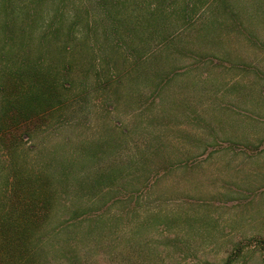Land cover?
<instances>
[{
    "label": "rangeland",
    "instance_id": "374dc122",
    "mask_svg": "<svg viewBox=\"0 0 264 264\" xmlns=\"http://www.w3.org/2000/svg\"><path fill=\"white\" fill-rule=\"evenodd\" d=\"M23 60L71 85L0 140L4 264H264V0H0Z\"/></svg>",
    "mask_w": 264,
    "mask_h": 264
},
{
    "label": "trees",
    "instance_id": "16d2710c",
    "mask_svg": "<svg viewBox=\"0 0 264 264\" xmlns=\"http://www.w3.org/2000/svg\"><path fill=\"white\" fill-rule=\"evenodd\" d=\"M114 25L117 28V21L114 22ZM12 31L13 30L10 29V36L7 35L8 41L13 40L11 36ZM119 35H122L121 37H123V34L119 33ZM42 40H47V37H43ZM65 49L68 50L67 46H65ZM5 56L7 57L6 51L3 52V57ZM70 68H72V63L66 61L63 65V73L55 74L43 64L23 60L16 67L13 66L7 68V73V70H3L4 77H6L5 75L7 74L9 75V73H13L12 75H16L15 77H18V79L15 78V82H13L15 85H13L12 88L7 87L5 81L0 83V89L2 92L0 97L4 106V109H2L0 114V140L11 134L16 135L17 131L23 127H21V125L26 124L32 118H38L41 115V111L47 105L51 106L55 100L60 101V96H58L56 91L60 90V86H66L67 84L71 85L70 80L66 77L70 73ZM51 76L57 77L52 78ZM12 77L14 78V76ZM51 100H53L52 103H50ZM39 101H43L47 105L38 109L34 105H36L37 102L39 103ZM26 127L27 128L20 133L19 137L16 138L20 139V136L22 138L23 134H27L26 131L28 126ZM20 176L22 177L23 175L14 176L15 180L19 182ZM8 179L11 180L9 177ZM29 202L33 203V200H29ZM7 236L8 235L6 234L2 237V246H0V249L2 247L0 250V264H4L6 261L5 253L3 252L5 250L4 246L11 247L15 244V241Z\"/></svg>",
    "mask_w": 264,
    "mask_h": 264
}]
</instances>
